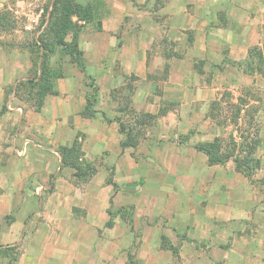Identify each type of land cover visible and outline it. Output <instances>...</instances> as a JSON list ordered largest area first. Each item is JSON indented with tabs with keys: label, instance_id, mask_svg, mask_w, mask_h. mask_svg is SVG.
<instances>
[{
	"label": "crops",
	"instance_id": "1",
	"mask_svg": "<svg viewBox=\"0 0 264 264\" xmlns=\"http://www.w3.org/2000/svg\"><path fill=\"white\" fill-rule=\"evenodd\" d=\"M82 1L94 16L78 41L83 68L65 60L41 107L9 114L20 137L82 143L76 166L40 145L21 158L37 165L32 185L55 187L47 203H72L46 224L47 249L63 258L45 264H131L130 251L139 264H264V180L199 150L223 136L220 107L243 96L250 49L264 44L261 3Z\"/></svg>",
	"mask_w": 264,
	"mask_h": 264
},
{
	"label": "rangeland",
	"instance_id": "2",
	"mask_svg": "<svg viewBox=\"0 0 264 264\" xmlns=\"http://www.w3.org/2000/svg\"><path fill=\"white\" fill-rule=\"evenodd\" d=\"M220 1L224 4L229 0ZM257 1L264 11V0ZM220 12L224 14L223 10ZM93 17L90 3L82 0H0V125L6 119L2 126L6 130L0 133V264H45L46 254H54L55 260L63 258L61 250L47 249L46 239L50 235L46 224L51 221L54 210L59 208L64 213L71 209L72 203L58 200L47 203L46 198L55 187L32 185L27 177L37 165L33 158L28 162L21 158L31 145L57 148L61 157L64 150L72 149L66 155L76 166L82 143L75 139L69 146L54 147L47 144L45 138L29 131L20 137L18 134L24 127L22 125L20 133L16 132L17 127L9 114L19 106L23 110L17 113L24 116L29 110L41 107L45 93L62 77L61 67L65 60L83 68V52L75 50L74 43L79 46L80 35L88 30L87 24ZM52 55L56 63L55 60L51 62ZM11 59L21 60L28 67L27 71L21 73L17 68L14 72L4 67ZM245 75L247 79L239 104H232L229 99L230 107H220L222 111H217L223 136L211 143L223 146L231 157L241 160L243 164H239L238 171L247 178L264 180V44L250 49ZM227 115H230L229 121ZM146 116L145 124L151 129L155 116ZM19 147L22 151H17ZM91 170L87 169L89 173ZM138 190L140 187L132 191ZM261 190L264 192V187ZM136 252H129L130 263H145L143 258L139 262Z\"/></svg>",
	"mask_w": 264,
	"mask_h": 264
},
{
	"label": "trees",
	"instance_id": "3",
	"mask_svg": "<svg viewBox=\"0 0 264 264\" xmlns=\"http://www.w3.org/2000/svg\"><path fill=\"white\" fill-rule=\"evenodd\" d=\"M78 48H79L78 44L74 43V49L75 50L76 49L79 50ZM78 53H79V56H81V52L78 51ZM51 91H52V89L50 87L48 92H51ZM48 92H46L45 95ZM122 130L123 131L125 130L124 126H122ZM129 138H131V137H129ZM218 148H219L218 145H216L215 143H209V144L202 145L199 148V150L204 152L209 157V161H210L211 164H217V163L223 162L226 159L231 157L228 151L226 153H221ZM70 151H72V149L64 150V156L67 157L66 154H69ZM223 154H226V155H223ZM67 158H69V157H67ZM235 159H236V162H238L240 165L243 164V163L241 164V160H239L237 157Z\"/></svg>",
	"mask_w": 264,
	"mask_h": 264
}]
</instances>
